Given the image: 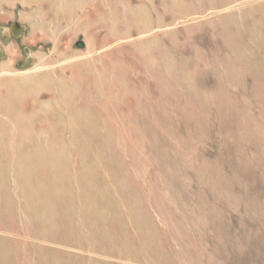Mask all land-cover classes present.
Here are the masks:
<instances>
[{"label": "rangeland", "instance_id": "374dc122", "mask_svg": "<svg viewBox=\"0 0 264 264\" xmlns=\"http://www.w3.org/2000/svg\"><path fill=\"white\" fill-rule=\"evenodd\" d=\"M232 6L211 10L204 0H37L14 4L12 19L0 21V66H9L0 71V99L7 82L51 73L55 88H68L69 99H85L99 112L122 169L116 176L123 172L127 191L140 199L154 228L161 252L147 256L154 264H264V46L246 34L260 25L257 14L246 13L264 9V0H234ZM141 9L150 29L138 35L139 21H133ZM123 13L128 19H121ZM34 15L38 19L31 21ZM81 23L85 28L76 25ZM122 33L127 37L120 38ZM95 85L99 94L88 99ZM36 96L47 103L50 93ZM11 101L16 105L18 98ZM22 101L30 110L28 99ZM62 134L55 127L49 135L54 141ZM57 148L70 150L66 144ZM93 257L101 264H133Z\"/></svg>", "mask_w": 264, "mask_h": 264}, {"label": "bare ground", "instance_id": "6f19581e", "mask_svg": "<svg viewBox=\"0 0 264 264\" xmlns=\"http://www.w3.org/2000/svg\"><path fill=\"white\" fill-rule=\"evenodd\" d=\"M204 1L211 10L231 9L234 2ZM81 3L77 2V7ZM69 7L67 1L65 10ZM143 10L136 11L139 16L133 21H139L140 26L135 29L138 35L150 29ZM203 10L202 7L200 12ZM253 14H257L260 25H251L246 34L254 45L264 46V9L256 6L246 13L251 17ZM102 17L103 14L97 16L99 20ZM127 17L121 15V19ZM65 20L68 24L70 18ZM76 25L85 28L83 23ZM129 27L130 23L125 21L126 30ZM119 36L125 38L127 33ZM139 47L142 51L143 47ZM8 68L0 66V71ZM55 82L51 73L38 72L28 80H11L4 86L5 97L0 99V264H101L93 255L133 264H154L147 258L152 252L159 256L161 253L154 228L139 204L140 199L127 191L123 172L121 177L116 176L122 169L111 153L113 140L109 128L85 99L76 103L69 99L72 94L68 88H55ZM95 86L86 97L99 94V85ZM41 91L50 93L48 104L37 98ZM12 96L18 98L16 105ZM25 97L31 104L30 110L22 108ZM55 127L63 134L52 141L49 134ZM59 144L69 146L73 156L80 158L71 157L70 150L65 153L56 149ZM48 157L52 159L47 160ZM54 205L62 211H55ZM42 244L83 251L91 257L47 250Z\"/></svg>", "mask_w": 264, "mask_h": 264}, {"label": "crops", "instance_id": "0c3cea01", "mask_svg": "<svg viewBox=\"0 0 264 264\" xmlns=\"http://www.w3.org/2000/svg\"><path fill=\"white\" fill-rule=\"evenodd\" d=\"M36 1L35 0H0V21L7 20L8 18L12 19L13 17L12 7L14 4L18 3L23 5H29V4H34ZM34 16H35L33 18L34 20L38 19L36 18L37 17L36 15Z\"/></svg>", "mask_w": 264, "mask_h": 264}]
</instances>
